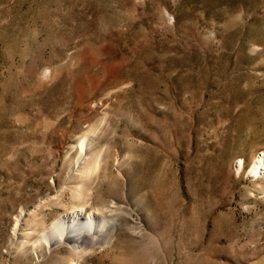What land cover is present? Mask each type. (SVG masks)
I'll return each mask as SVG.
<instances>
[{
	"label": "rangeland",
	"instance_id": "obj_1",
	"mask_svg": "<svg viewBox=\"0 0 264 264\" xmlns=\"http://www.w3.org/2000/svg\"><path fill=\"white\" fill-rule=\"evenodd\" d=\"M260 154L264 0H0V264H264Z\"/></svg>",
	"mask_w": 264,
	"mask_h": 264
},
{
	"label": "bare ground",
	"instance_id": "obj_2",
	"mask_svg": "<svg viewBox=\"0 0 264 264\" xmlns=\"http://www.w3.org/2000/svg\"><path fill=\"white\" fill-rule=\"evenodd\" d=\"M83 147V146H82ZM244 166L243 159L237 162L238 171L240 172ZM98 163L96 159L89 161L87 169L89 173L96 171ZM264 172V154H260L253 164L250 165L248 173L257 178ZM87 173V172H86ZM81 209L74 210L64 223L56 222L55 226L49 231L45 232L41 240L48 247H53L58 242H69L72 244V251L78 258L72 264H80V260L92 252L99 245H109L114 235L112 227H108L109 221L107 219L99 220L94 214L85 215L81 217ZM95 212V211H94ZM68 261V260H67ZM86 261V260H85Z\"/></svg>",
	"mask_w": 264,
	"mask_h": 264
},
{
	"label": "water",
	"instance_id": "obj_3",
	"mask_svg": "<svg viewBox=\"0 0 264 264\" xmlns=\"http://www.w3.org/2000/svg\"><path fill=\"white\" fill-rule=\"evenodd\" d=\"M235 166H236V168H237V161H236V163H235Z\"/></svg>",
	"mask_w": 264,
	"mask_h": 264
}]
</instances>
